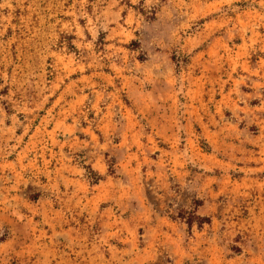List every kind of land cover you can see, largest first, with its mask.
Listing matches in <instances>:
<instances>
[{"label": "rangeland", "instance_id": "374dc122", "mask_svg": "<svg viewBox=\"0 0 264 264\" xmlns=\"http://www.w3.org/2000/svg\"><path fill=\"white\" fill-rule=\"evenodd\" d=\"M0 264H264V0H0Z\"/></svg>", "mask_w": 264, "mask_h": 264}]
</instances>
